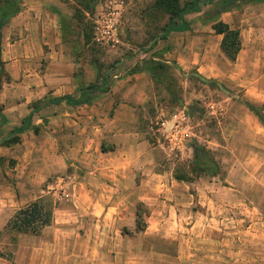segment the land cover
Masks as SVG:
<instances>
[{"label":"crops","instance_id":"obj_1","mask_svg":"<svg viewBox=\"0 0 264 264\" xmlns=\"http://www.w3.org/2000/svg\"><path fill=\"white\" fill-rule=\"evenodd\" d=\"M70 3L74 0H18V10L0 28V62L8 78L0 84V140L14 136L0 146V169L4 171L9 162L16 160V188L30 192L63 189L61 194L66 198L63 208L52 207L50 224L38 234L15 232L11 256L0 255V264H118L117 259L133 264L128 259L134 257L136 264H148L149 258L156 255L158 259L165 254L156 248L158 244L179 241L178 248L182 249L180 242L185 243L186 239L210 244L206 248L209 257L221 259L228 238L211 229L217 228L210 224L211 219L198 218L199 210L195 209L192 235H179L178 239L166 229L179 228L186 213L193 216L191 204L197 194L188 189L189 183L176 180L171 171L163 169L159 153L163 146L159 140L157 146L150 144L142 132L140 125L147 116L146 104L155 80L142 68L132 70L137 57L117 60L107 70L108 89L89 94L87 102L69 105L64 100L53 101L64 96L78 98L82 88L93 84L102 73L91 43L79 44L75 40L78 36L64 37L71 32L72 14L63 11ZM202 12L184 15L187 26L183 30L171 31L165 39L157 40L148 51L156 52L151 60L172 62L183 71L194 68L207 78H231L242 86L248 104L261 105L264 75L259 68L249 75L247 69L251 64L262 65L256 45L247 43L239 29L240 49L235 60L229 61L219 48L221 36L212 30L217 21L231 28L234 23L230 18L232 14L239 16V10L234 6L209 17L202 16ZM87 52L89 57H85ZM17 90H24L23 99L16 97ZM41 101L43 105L26 120ZM181 113L180 110L169 117L158 109L156 131L164 146H180L174 118ZM261 113L264 115V109ZM6 188L0 189V228L9 218L6 207H19L29 199L22 196L24 191L15 196L11 195L10 186ZM168 189H176L179 196L193 201L159 200ZM222 190V196L227 194ZM227 190L233 196L239 191ZM6 195L7 199L2 198ZM155 197L157 200L152 201ZM223 198L221 203L214 202L215 209L228 204ZM138 203L147 211L146 225L134 230L133 206ZM262 224L264 218H254L249 227L255 229ZM249 235L253 241L259 238L257 234ZM67 240H76L80 248L71 252L54 248L55 241ZM127 243L128 248L118 247ZM133 244L137 248L133 249Z\"/></svg>","mask_w":264,"mask_h":264},{"label":"rangeland","instance_id":"obj_2","mask_svg":"<svg viewBox=\"0 0 264 264\" xmlns=\"http://www.w3.org/2000/svg\"><path fill=\"white\" fill-rule=\"evenodd\" d=\"M178 1L183 3L187 0ZM205 6L200 8V11L204 12L201 15L205 17L234 6L239 10V16L232 14L230 18L234 23L231 29L243 31L247 43L256 45L260 55L259 61L262 62L261 67L249 65L248 74L258 72L256 70L259 68L260 73L264 75V0L251 3L248 0H217L212 5ZM63 11L72 14L73 17L69 22L71 32L65 33L64 37L74 39L78 36L75 40L79 44L91 43L96 49L95 58L101 63L102 72L121 57H137L132 68H140V62H146L151 60V56H156V52L148 51L159 40L158 36L170 12L168 8L158 9L154 0H74V3L65 6ZM110 28H113L114 32L103 40L108 41L107 44L99 45L94 41V32L103 34L102 31H108ZM85 57H89L88 52ZM156 62L161 66L152 72L155 80L152 84V96L146 104L147 116L142 120L140 127L150 144L157 146L159 140V144L163 146L162 149L159 147L160 164L163 169L171 171L173 177L189 183L188 189H193L191 192L197 194L193 201L191 198L184 199L179 196L176 189L164 192V197H160L159 200L167 203L173 201L186 203L191 199V202L193 201L191 207L194 208V213H191L193 216L189 217L186 213L179 228L174 230L172 226L166 229L170 230L171 234H176L178 239L181 238L179 235L185 238L192 235L190 232L196 209L199 210L198 218L202 217L207 221L211 219L210 221L214 223L210 224L217 225V228L211 229L225 235L228 242L222 247L224 254L221 259L210 258L206 248L211 245L204 242L186 239L185 243L180 242L182 249L178 248L179 241L158 244L156 248L165 251V254L158 259L156 255L149 258L148 264H211V261L216 264H264V224L256 226L255 229L249 227L254 218H264V126L245 107L248 101L243 97L242 86L235 80L207 78L194 68L183 71L172 62L166 64L157 60ZM41 68L42 65L37 67ZM12 86L11 84V91L14 89ZM23 92L24 90H19L16 97L23 99ZM42 103L38 102L35 107ZM254 107L262 111L264 99L261 105ZM158 109L169 117L182 111L174 118L175 125H178L176 135L180 139L179 147L170 148L167 143L164 146L156 131ZM13 139L14 136L8 140H0V146ZM12 161L4 171L0 169V189H7L6 187L10 186L11 195L18 196L17 194L24 191L22 196L26 198L29 196V199L19 207L5 206L9 218L18 208L39 198L55 210L63 208L66 199L61 194L64 193L63 189H32L30 192L28 189L16 188L14 186L16 160ZM3 184H6V187H3ZM222 189H225L227 194L222 196L220 193ZM227 189L239 191L233 196L231 190ZM64 190L66 193L67 190ZM209 194H213L214 197L211 199ZM224 196L223 201L228 204L215 209L214 202L221 203ZM2 198L7 199L8 196ZM151 200L157 199L155 197ZM133 208L134 230L142 229L146 225L144 216L147 211L141 203L134 205ZM166 213L169 214L168 211ZM3 226L0 228V255L10 258L15 232ZM127 232L133 234L129 230ZM248 232L257 234L259 238L253 241ZM73 238L76 239V236ZM53 245L55 249L68 252L80 248V243L76 240L70 242L67 240L65 243L55 241ZM128 246V243L125 246L118 244L122 249ZM132 247L137 248L135 244ZM218 247L221 249V246ZM128 261L136 264L135 257ZM117 263L125 264V259H117Z\"/></svg>","mask_w":264,"mask_h":264},{"label":"trees","instance_id":"obj_3","mask_svg":"<svg viewBox=\"0 0 264 264\" xmlns=\"http://www.w3.org/2000/svg\"><path fill=\"white\" fill-rule=\"evenodd\" d=\"M213 1L214 0H187L183 3H179L178 0H154L155 6H157L158 9L168 8V10H170L167 21L163 25L158 39H165L166 35L171 31L183 30L187 26V22L184 20V15L196 13L200 10L201 6L211 4ZM17 10L18 0H0V28L3 26L5 19L8 16L14 14ZM212 30L215 34L221 36L219 48L222 54L229 61H234L240 49L238 30L229 28L227 24L221 21L214 22L212 24ZM115 62H113L109 68L112 67ZM140 63H142L140 68L147 71L150 75H152V77H154L152 73L153 70L161 66L158 62L152 60ZM107 70L103 71L93 84L82 88L78 98L72 99L68 96H64L56 98L53 101L58 103L64 100V102L69 105H78L87 102L89 94L93 92H104L108 89L109 80L107 78ZM132 70L134 71L138 69L132 68ZM7 80L8 78L3 72L2 64L0 62V84L2 81ZM42 105L38 107L34 106L32 111H30V113L27 115L26 120L30 118L31 112L35 111ZM245 107L250 113H252L257 121L264 126V115L261 113V111L257 110L256 107L248 103H245ZM174 178L176 180H180L177 177ZM51 209L52 208L50 207V204L44 202L41 198L36 199L24 207L18 208L8 219L4 228L17 233L36 235L43 227L50 224ZM137 228L138 227H136V229Z\"/></svg>","mask_w":264,"mask_h":264},{"label":"built area","instance_id":"obj_4","mask_svg":"<svg viewBox=\"0 0 264 264\" xmlns=\"http://www.w3.org/2000/svg\"><path fill=\"white\" fill-rule=\"evenodd\" d=\"M113 15V12L111 13ZM98 29V28H96ZM114 32V29L113 28H110V30L108 31H102L103 34H101L100 32H94V41L97 42L99 45H103V44H107L108 41H103L105 40L106 38H109L107 35H110V34H113ZM103 35V36H102ZM112 41V40H111ZM113 46V45H112ZM162 125V124H160ZM173 127V126H172Z\"/></svg>","mask_w":264,"mask_h":264}]
</instances>
